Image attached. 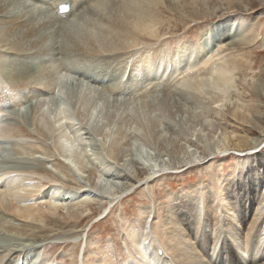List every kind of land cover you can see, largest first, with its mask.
<instances>
[{"label": "rangeland", "instance_id": "1", "mask_svg": "<svg viewBox=\"0 0 264 264\" xmlns=\"http://www.w3.org/2000/svg\"><path fill=\"white\" fill-rule=\"evenodd\" d=\"M44 2L45 0H42L40 3ZM33 3L34 1L27 2L26 5L31 6ZM23 7L27 6H19L13 9L12 13L21 15L25 10ZM27 8L30 9V7ZM51 11L52 13H49ZM158 11L159 15L157 16L163 21L160 26L155 27L158 36L143 38L145 44H140L139 47L131 48L129 51L127 49L116 53L120 61L125 62L124 65L120 64L125 72L123 75L120 74L121 77L116 76L113 71H109L111 78L103 71L105 63L102 62V64L101 59L105 60L114 54L104 53L100 58L84 57V59L71 54L70 60H65L63 50L68 46V43L70 45V35L74 38L79 34L78 37L75 36L79 38L84 32L85 23L88 24L85 31H88L92 25L99 24L100 17L97 18V16H94L89 23L87 21L84 23V17L80 18L83 14L82 10L78 11L81 15L77 12V14H73L81 22L72 15L69 19V23L72 21L71 25L68 23V26L63 27L58 24L52 30L55 33L52 42L53 50L50 54L43 56L45 53L43 54L42 50H45L46 47L43 48L42 43L34 47L33 39L30 43V40L24 41V44L27 42L24 49L23 46L19 48L16 46L15 49L14 44L10 42L3 45L4 47L0 46V49L2 48L0 62L6 64L3 70L0 69V86H2L0 94L2 95L5 90L10 89L21 96L14 105L8 98H3L5 111L1 109L4 113H0V118H3L5 128L16 127L22 134H25V138L22 140L18 135H16V139L15 137L3 139L6 142L4 147L0 145V174L15 169L22 170L28 174L26 177L33 178L37 183L43 185L42 189L39 187L33 198L29 200H35L37 203L35 220L22 221V219L0 209V264H15L16 261H20L19 264H41L44 260L49 263L53 262L52 264H96L97 261L104 260L105 256L108 257L106 264H111V261L113 264H125L130 260L129 257L133 256L132 253H127L125 247L127 246L129 251L131 250V244L129 245L127 241V231L131 228L142 231V227L148 231L146 217L150 211L152 212L150 217L153 219L152 216H154L152 226H160L168 218L167 211H171L175 204L180 200L185 203L195 198L198 200L195 203H201L195 210L198 209L199 212H202V206H208L211 209L212 221L215 222L219 217L220 222L224 215L222 206L226 203L222 192L227 185L231 187L233 183H235L233 191L236 200H233V192H231V199L228 202H237L236 212L240 219L244 216L242 226L246 225V230L248 229L246 221L251 223L252 214L255 213L252 211L251 204L253 202L252 185L255 184L256 194L261 193L260 196L264 194V0H164ZM39 14L36 11V15ZM36 15L33 18L38 19ZM42 18H39L41 22H46L48 18L52 20L54 18L59 23L63 22L59 16L54 15L53 10L46 11ZM94 18L98 20L96 21ZM45 19L47 20L45 21ZM76 23H81L82 32L78 30L79 25ZM248 26L255 28L254 31L258 34L257 39L252 43H246L245 40L240 41L239 36L233 38L228 34V32L233 35L241 30L245 31ZM62 27L63 29H61ZM69 31H73V35L70 33L69 35ZM213 36L217 38L215 42H212ZM249 36L247 35V37ZM203 42H207V48L214 49L212 55L214 58L205 66L197 65L191 71L194 78L203 77L210 69L226 62L229 69H233L235 65L232 75L233 82L224 102L215 104L214 96H210L208 93L181 88L179 77H171L168 73L164 75V80L157 84L153 82L148 86L152 82L146 78V83L141 80L142 83L136 82L138 85L132 84L134 87H128L131 91L124 89L118 93L102 94L101 86L105 87L106 85L112 88L113 86L110 84L113 85L115 82H117L115 84L117 87L123 86L126 82L129 83L130 69L132 70L140 62L146 52L153 54L160 51V55L165 57V63L182 44L195 45L194 48H197L196 44ZM28 43L33 47H29ZM12 51L14 54L15 52L18 54L14 55ZM33 51L38 52L35 54ZM205 51L202 50V53ZM98 60L99 62H97ZM52 61L54 62L51 63ZM61 62L66 64L64 66L69 70L70 76L54 84L55 92L50 95L54 98L51 99L53 104L51 103L50 110L56 115V111L63 109L62 104L64 103L66 109L62 114V122L52 129L50 128L53 131L50 132L52 135L48 132L49 134L44 138L37 130V124L40 121L38 109L42 102L41 98L50 96L42 87L36 86L35 82L32 83L26 77L28 74H37L41 65L52 64V73H55L58 70L57 66L61 67ZM113 66L110 67L111 70L117 68ZM221 66L224 67V65ZM250 67L253 69H249ZM52 73L47 75L51 76ZM174 73L176 72L172 74ZM135 75L140 78V74L135 73ZM8 77L9 79H7ZM153 78L155 81L158 80L155 76ZM98 80L100 81L98 82ZM101 80H103V85L100 83ZM87 85L98 88L96 89L98 92H94L91 96V104L97 102L103 104L97 103L100 112L95 119V125L100 128L103 126L113 127V133L116 132L120 123H124L125 129L127 125L126 131L127 133L129 131L127 139L120 146V150L118 149L117 157L120 158L116 157V160L113 158L114 161L110 156H107V152L104 154L106 147H104L103 135L93 131V124H88L86 121L84 115H89V107H84V109L82 104L78 103L77 96ZM16 86L18 87L16 88ZM145 86H148L147 95L149 97L145 93L146 89L143 90L146 88ZM137 87L142 91L140 89V93L134 92L135 94H133L132 90ZM60 88L62 93L57 91ZM41 90L44 91L41 92ZM99 92L104 98L100 97ZM142 92L143 94H141ZM105 98L109 103L105 102ZM94 100L97 101L94 102ZM145 102L147 103L144 105ZM157 106L161 110L157 109ZM152 110H154L151 114L153 119L149 123V114ZM128 111H132L133 114ZM130 115L134 117L131 116V119H128ZM120 117H126V119ZM134 118H137V122L135 121L136 123L133 125ZM129 120L133 122L130 124ZM63 125L70 128L66 129L68 132H64L65 134L74 136L79 132L81 138L84 139L77 149L82 150L78 151L83 152L84 158L86 157L85 159L88 161L85 160L87 162L82 165L80 164L81 160L75 157L73 164L71 163L72 169L75 170L67 166L68 164L63 161L64 158L60 157L54 149V137L60 133ZM134 127L139 129L135 131ZM130 143L134 146L131 147ZM256 144L262 148L255 151L249 150ZM137 149L138 151H136ZM146 165L154 167L155 174L151 178L147 176ZM102 168L110 170L108 173L104 171L106 177L100 179V181L105 179L107 183L97 181V173L99 174ZM161 177L162 179H160ZM55 181L65 189L84 190L91 198L90 202L73 208L69 205L66 206L67 209L58 207L59 209L54 211V214L47 211L52 206L41 204L40 199L37 200L38 193L52 186ZM105 183L112 185L110 187L113 191L104 192L102 190L101 192ZM126 188L129 190L124 191L120 202L114 201V195ZM237 188L241 195L237 192ZM255 209H257L256 215L262 214L261 218H264V204L259 206L256 204ZM221 225L223 224L221 223ZM262 226L264 228V225ZM91 227L92 229L88 232ZM234 227L239 233L238 224H235ZM153 232L156 231L153 229ZM190 237L192 241L200 240L199 237L192 234L189 235ZM161 243L165 245L164 241ZM83 254L84 258H82ZM235 255L237 256V252L234 248L229 249L227 261ZM233 259L237 260L236 257ZM254 262L255 264H264V255ZM241 264L243 263L241 262Z\"/></svg>", "mask_w": 264, "mask_h": 264}, {"label": "bare ground", "instance_id": "2", "mask_svg": "<svg viewBox=\"0 0 264 264\" xmlns=\"http://www.w3.org/2000/svg\"><path fill=\"white\" fill-rule=\"evenodd\" d=\"M32 1H34L33 5H31V6L26 5L27 2H32ZM32 1H29V0H0V46H3L5 44H7L8 42H10V43L14 44L15 49L17 48L16 46H18V48L23 46V49H24V45L27 43L26 42L24 44V41L30 40L29 41V43H30L31 39H33L32 45H34V47L37 45L39 46L40 43L43 44V48L46 47L45 50L44 49L42 50V53L43 54L45 53L43 56L50 54L53 50L52 42L54 41V33H55V31H52V30H54L58 24L63 25V27L68 26L72 22L71 21L69 23L70 17L76 12L79 15H81L78 11L82 10L83 11L82 17H80V16H78V17H80L81 19L84 17L83 18L85 20V21H83L84 23L86 21L89 23L91 21V19H93L94 16L95 17L97 16V18L100 17L99 18L100 19L99 24L97 26L92 25V27L90 29H88V31L86 30L87 31L86 32L85 31L86 25H88V24L85 23V26L83 28V27H80L81 23H79V24L76 23L77 25H79L78 30H80V32H82L81 29L83 28L84 32L81 33V36L79 38L75 37V36L78 37L79 34L75 35L74 38L71 37L70 34H72L73 31L68 32V34L70 33L69 34L70 37L65 36V37L70 38V41H69L70 45L68 43V46H66V48H64V50H63V52H65L64 53L65 54V60L66 61H67V59L70 60L69 58L71 57V54L77 58L80 57L81 59H84V57L100 58V56H103L104 53H108V54H112V55L114 54L113 56H109V57L105 58V60L101 59L102 60L101 63L102 62L105 63V68L103 69V71H105L106 74H109V75H110L109 71H113V73L116 76H120V77L125 73V72H123V66H121V65H124L125 62L124 63L121 62L120 59L116 56V53L119 51H125L127 49L129 51V49H131V48L139 47L140 44L141 45L145 44L146 42H143V38L144 39L147 37H151V38L155 37L156 38L157 31L155 30V27H158L163 23L162 19L157 16V15H159V14H157V12L159 13V11H158L159 6L163 4L164 0H45V2L43 4L40 3L42 0H32ZM61 4H69L70 10L67 14L62 15L59 13L58 6ZM41 5H43V6H41ZM19 6H27V7H30V9H28L27 7H23L25 10L23 11V13L21 15L12 13V10L18 8ZM49 10H53L54 15L59 16L63 22H60V23L57 22V20H55L56 17H55V19L53 18V20L51 18H48V20L45 19V21L47 20L46 22H41V20H39V18L43 19L42 15L45 14L46 11L48 12ZM36 11L38 13H40L38 16L36 15ZM49 13H52V11ZM34 15H36L38 17V19L33 18ZM73 17H74V15H73ZM73 17H72V19L77 18V17H74V18ZM95 20L97 21L98 19H95ZM78 21H79V19H78ZM79 22H81V21H79ZM74 23H75V21H74ZM73 26H75V25H73ZM82 26H83V23H82ZM63 27L61 29H63ZM59 28H60V26H59ZM259 28H261V27H259ZM70 29H71V27H70ZM254 29L255 28H252V27L250 28V26H248L245 30L246 33H245V31L241 30L237 33H234L233 35L230 32H228V34L230 36H232L233 38L239 36L238 38H239V40L241 39L240 41L245 40L246 43H252L258 37L257 36L258 34L254 31ZM247 35H250V36L247 37ZM15 36H21V37L16 38ZM216 40H217V38H215L213 36L212 42H215ZM145 41H147V40H145ZM29 43H28L29 47H33ZM196 46H198V47L194 48L195 45L182 44L181 47H179L174 53H172L171 57L169 58V61H167L165 63H164L165 57L160 55V51H156L153 54H150V53L147 54L148 52H146V55L144 54L145 56L142 57V59L140 57V59H141L140 62L138 64H136V66L132 70L130 69V76H129L130 78L128 79L129 83L126 82L125 84H123V86H120V84H119L120 87H117L115 85L117 82L114 81L115 84L114 83H113V85L110 84L111 86H113L112 88L110 86L108 87L106 85H105V87L101 86L103 89L102 94H108L109 92L118 93L120 90H124V89L131 91L128 87H134V85H138V84H136V82L140 83L141 80L145 81V83H146V78L149 82H152V83H149L148 86L153 84V82L154 83L156 82V84H157V82H162L164 80V75L168 73V74H170L171 77H174V78L179 77V79L181 80L180 83L182 85L181 88L184 87L187 90L191 89L193 91H199L200 93H202V92L208 93L210 96H214L213 98H215V104L224 102V100L226 99L225 97L228 93V90L230 89L231 83L233 82L232 75H233V69H234L235 65L233 66V69H229L230 67L228 68V64L226 62L224 64H221V65H224V67H222L221 65L216 66L214 69H210L209 71H207V73L203 77L196 79L192 76L193 74H191V71H193L197 65L205 66L214 58V56H212L214 53V49H212L211 47H210L211 49L207 48L208 47L207 42L197 43ZM12 48H13V45H12ZM37 49H38V47H37ZM0 50H2V48ZM202 50L203 51L206 50V51L204 53H202ZM16 51H18V50H16ZM3 52H4V49H3ZM12 52L14 54V51H12ZM37 52L38 51H35L34 53L37 54ZM15 54H16V52H15ZM33 56H37V55H33ZM51 56H52V54H51ZM53 62L54 61H52L51 63H53ZM85 62H88V61H85ZM97 62H99V60ZM113 64H114V66H113ZM5 65L6 64L4 62L3 63L0 62V69L3 70ZM60 65H61V67L57 66L56 69H58V70H56L55 73H52L53 72L52 68H51L53 66L52 64H49L48 66L41 65L37 74L36 73L35 74H28L26 79L31 80L32 83L35 82L36 86L42 87L46 91L47 95H49V96L53 95L55 92L54 84L57 81H62L64 78L70 76L69 75L70 73L68 74L69 70H67L66 66H64L66 64L61 62ZM118 65H120V66L117 67ZM37 66H38V64H37ZM112 66L117 67V68H115L114 70H111L110 67H112ZM125 69H126V67L124 68V70ZM151 69H153V70H151ZM249 69H253V67H250ZM173 72H176V73L172 74ZM51 73H52L51 76L47 75V74H51ZM121 73H122V75H120ZM135 73L140 74V78L138 76H136ZM17 76H18V74H17ZM153 76L157 77L158 80L155 81ZM110 77L112 78L111 75H110ZM197 77H199V76H197ZM15 78H16V76H15ZM7 79H9V77ZM143 79H145V80H143ZM152 80H154V81H152ZM99 81L100 80H98V82ZM102 81L103 80H101V82H100L101 85H103ZM27 82H29V81H27ZM121 84H122V82H121ZM132 84H134V85H132ZM61 85H63V83ZM94 85H96V84L94 83ZM33 86L34 85L32 84V87ZM97 86H98V84H97ZM148 86H145L146 88L143 89V90L146 89L145 90L146 95L148 94V91H149ZM0 87H2V86H0ZM17 87L18 86H16V88ZM6 88H9V86H7ZM117 88H119V89L117 90ZM96 89H98V88L91 87V86L89 87L87 85L86 87H84V89H83L84 91L81 90V92L79 93V96H77L78 97L77 100L79 101L78 102L79 104L80 103L82 104L83 108L89 107V110H90V112L88 111L89 115H84V113H83V115L86 116V121L88 124H91V125L93 124L92 125L93 131L100 132L103 135L102 138L105 141L104 147H106L104 154L107 152L106 153L107 156H110L111 159L114 158L116 160V157L118 156L117 155L118 149L120 148L122 143L127 139L129 131L127 133V131H126L127 125H126V129H125L124 123L123 124L120 123L116 132L114 131L115 133L112 132L113 127L111 128L109 126H103L100 128L99 126L97 127L95 125V122H96L95 119L99 115V112H100V108L98 107L99 106L98 104L100 102L99 103L97 102L98 104L97 103L91 104V101H92L91 96L94 94V92H98ZM140 89H138V87L134 88L132 90V93L133 94H135L134 92L140 93ZM1 90H3V89H1ZM13 90H15V89L13 88ZM44 90H41V92ZM57 91L59 93L63 92L61 88L58 89ZM104 91H107V92H104ZM141 91H142V89H141ZM150 91L152 92V89ZM33 94H34V92H33ZM102 94L99 92L100 97L102 96ZM141 94H143V92ZM208 94H206V95H208ZM97 95H98V93H97ZM200 95H202V94H200ZM4 97H6V99L8 98L9 100H11L13 102V105H14V103L18 102L19 99L21 98V96L16 92H14L10 89L5 90V92L0 96V113L2 112L1 109H4V111H5V108L3 105V104H5L4 99H3ZM52 97L53 96L42 97V98L40 97L42 102L40 103L39 109H38V117H40L39 118L40 121L37 124V128H38L37 130L40 131V133L44 136V138L50 132H53V131H51L52 127H54V126L58 125V123L62 122V120H61L63 118L62 114L64 113V111L66 109V107L64 105L65 103H64V104H62L63 109L61 111H56V113H57L56 115H55V113H52L50 110L51 103H52L51 99H54ZM152 97H155V96L152 95ZM102 98H104V96H102ZM155 99H157V98H155ZM192 99H194V98H192ZM95 101H97V100H94V102ZM106 101H108V100L105 98V102ZM152 101H153V99H152ZM108 103H109V101H108ZM146 103L147 102H145L143 104L145 105ZM17 105H19V104L17 103ZM101 105H103V104H101ZM77 106H78V104H77ZM79 108H81V107H79ZM157 109H160V108L157 106ZM155 110H156V108H155ZM160 110H158V111H160ZM125 111H123V112H125ZM132 111H128V113H130ZM153 111L154 110H152L149 114L150 115L149 123L152 122L151 120L153 118H151V114ZM186 112H189V111H186ZM2 113H4V112H2ZM35 113H37V112H35ZM159 113H162V112H159ZM132 114H133V112H132ZM136 114H138V113H136ZM162 114H164V113H162ZM102 115H104V114H102ZM189 115H190V113H189ZM87 116H88V118H87ZM131 116L132 115H130L128 117V119L129 118L131 119ZM132 117H134V116H132ZM59 118H60V120H59ZM161 118H163V117H161ZM164 118H165V116H164ZM121 119H126V117L125 118L122 117ZM134 119L135 120H133L134 121L133 125L137 122L136 121L137 118H134ZM3 121H4L3 118L2 119L0 118V140L1 139L3 140L4 138H8V139L10 138L11 139L13 137H15V139H16V135L19 136L20 140L25 138V134H22L20 132V130H18V128L12 127V126H11L12 128H5ZM133 121L130 122V120H129L128 122H130V124H131ZM138 121H140V120H138ZM65 122H66V120H65ZM146 122H147V120H146ZM107 123H108V121H107ZM126 124H128V123H126ZM47 126H48V129H46ZM130 127L132 128V126H130ZM94 128H95V130H94ZM58 129H60V128H58ZM62 129H60V133H57L58 137L53 136L54 137L53 143H54V147H55L54 149H56L59 156L64 158L63 161L66 164H68L67 166H70L71 169L73 168V166H71V165L73 164V161H74L73 159H75V157L78 158V160H81L80 164L87 162L88 159H85L86 157L84 158L85 154H83V152H80L82 150L77 149L78 147L81 146V143L84 140L83 138H81L82 136L79 135V132L75 133L74 136H69L68 134H65L68 132L66 130V129H68V126L63 125ZM134 129L136 131L139 128L134 127ZM77 131H79V130L77 129ZM81 134H82V132H81ZM151 134H149V135H151ZM70 135H72V134H70ZM114 135H115V138H114ZM66 136H68V137H66ZM154 136H156V135H154ZM132 141H133V137H132ZM86 145H87V143H86ZM130 145L132 147L133 144L130 143ZM236 145H239V144H236ZM137 147H139V146H137ZM142 147H144V146H142ZM260 148H262V147H260L256 144L255 146L251 147L249 150L255 151V150H259ZM78 150H80V151H78ZM130 150H132V149H130ZM136 151H138V149ZM137 154H138V152H137ZM86 155H87V153H86ZM88 158H89V156H88ZM117 158H120V157H117ZM114 159H113V161H114ZM85 160H87V161H85ZM75 162H76V160H75ZM90 164H92V163H90ZM143 167H144V165H143ZM148 168H149V170L148 169L146 170L148 172L147 176H149L151 178V176L155 174L154 167H153V165H150ZM87 169H89V168H87ZM15 170H17V169H15ZM15 170L10 171V172H8V171L3 172L0 174V209L5 213H10L17 218L22 219V221L23 220H25V221L26 220H31V221L35 220L36 219L35 215H36V211H37L35 209H36L37 203L35 202V200L34 201L33 200L29 201V200H31L33 198V196L35 195V193L37 192V189L39 187H40V189H42L41 187L43 185H42V183H37L33 178L26 177L28 174L22 172L21 169H20L21 171H18V170L15 171ZM72 170H75V169H72ZM101 171H103V172H101ZM101 171H99V174L97 173V175H98L97 181L107 183V181L105 179H104V181H100V179L102 180V177H106V173L104 174V171H106L108 173L110 170L108 171V169L102 168ZM160 179H162V177ZM99 182H96V183H99ZM108 183H110V182L108 181ZM110 184L104 185L101 188V192H102V190L104 192H108V190L111 191L112 188L110 186H112V185H110ZM114 185H116V183ZM254 185L255 184H253L251 187L252 194H253L252 195L253 202L251 204L253 206L252 211H255V213H254V215L252 214L251 219H253V220L251 223H249L250 221H246L247 228H248L247 230H246V225L242 226L243 225L242 224V221H243L242 218H244V216L241 217V219H240V216L236 212V206H238L237 202L236 201L232 202V203L228 202L229 199H231V196H230L231 192H233V200H236V198L234 197L235 192L233 191V189L235 187V183H233V184H231V187H228V185H227V187H225V189L222 192V197L226 203L223 204V206H222L223 210H224V215H222L220 222H219V217L216 218L215 222L212 221V217L210 215L211 209L208 208V206H202V208H203L202 212H199L198 209L195 210V208H198L201 204V203H195L196 201H198L195 198L192 200L186 201L185 203H183L180 200L177 204H175L173 206V208H171V211L170 210L167 211V213H168L167 217L168 218L166 219L165 222H162L163 224L160 226L159 225H153L152 226V224L154 222V216H152L153 219L150 217L152 215L151 214L152 212L150 211V214L146 217V223L148 225V231L146 230V228H143V227H142V231L136 230V228L135 229L131 228L129 231H127V235H128L127 241H128L129 245L131 244L130 245L131 250L129 251L128 247L127 246H125V247H126V250L128 251L127 253L128 254L132 253L133 256L132 257L130 256L129 257L130 260L128 258L129 261H127L125 264H152V263L153 264H232L234 262H235V264H238V261H240L239 264H241V262L243 264H245V263H247V264H253L254 263L255 264L254 261H256L257 258L264 255V239H263L264 238V228H262L263 227L262 225H264V218H261L262 214L256 215L257 209H255L256 204L258 206L260 204H264V194H262V196H260L261 193H259V195L256 194V187ZM96 186H97V184H96ZM129 188L121 190L122 192L114 195V201L115 200L119 201L122 198L123 194L129 190ZM114 189H115V187H114ZM237 192L240 193L238 188H237ZM127 193L129 194V192H127ZM38 194H39L38 195L39 197H37V200L40 199L39 202L41 204L44 203L46 206H52V208L50 207L49 210H47V211H50L53 214H54V211L59 209L58 207L64 208V207L69 206V205L72 206V208L78 207V205L85 204V202L87 203V202H90V200H91L89 195L87 193H85L84 190L76 191V189L75 190L65 189L59 182H56V181L54 182V184L52 186L45 188L44 190L40 191ZM114 194H115V192H114ZM147 194H148V192H147ZM245 194L248 195L249 193H245ZM240 195H241V193H240ZM221 205H222V203H221ZM66 209H67V207H66ZM195 211H198V212H195ZM221 223L223 225H221ZM235 224H238L239 233L236 232L237 228L234 227ZM151 226H152V228H151ZM91 229H92V227L89 229L88 232H90ZM153 229L156 232H153ZM190 234H192L196 237H199L200 240L199 241H192L191 240L192 238L191 237L189 238ZM242 235H243V237H242ZM242 238H243V242H242ZM240 240H241V242H240ZM161 241H164L165 245H163L161 243ZM233 248L237 252V256L236 255L232 256L230 258V260L227 261V259H229L228 250L233 249ZM158 250H161V256L156 254ZM234 257H236L238 261L236 259L234 260L233 259ZM35 258H36V256H35ZM82 258H84V254H83ZM107 258L108 257L105 256L104 260H99V261H97L96 264H106V262L108 261ZM251 258H254V259L251 260ZM18 262L16 261L15 264H18ZM52 263H49L48 261L44 260L41 264H52ZM111 264H113L112 261H111Z\"/></svg>", "mask_w": 264, "mask_h": 264}, {"label": "water", "instance_id": "3", "mask_svg": "<svg viewBox=\"0 0 264 264\" xmlns=\"http://www.w3.org/2000/svg\"><path fill=\"white\" fill-rule=\"evenodd\" d=\"M148 167H149V166H147V165H146V169H148V170H149V168H148Z\"/></svg>", "mask_w": 264, "mask_h": 264}]
</instances>
